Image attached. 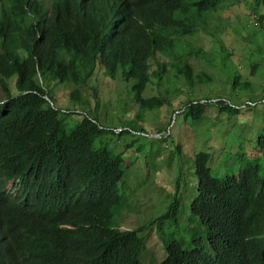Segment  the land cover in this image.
Wrapping results in <instances>:
<instances>
[{
    "label": "trees",
    "instance_id": "16d2710c",
    "mask_svg": "<svg viewBox=\"0 0 264 264\" xmlns=\"http://www.w3.org/2000/svg\"><path fill=\"white\" fill-rule=\"evenodd\" d=\"M223 1L0 0V264H143V232L175 219L178 203L147 225L115 228L125 160L97 147L105 130L95 119L85 115L68 130L48 85L74 86L70 99L81 103L83 87L97 99L98 74L121 75L133 82L141 113L170 106L186 86L214 80L194 61L208 56L199 36ZM253 5L260 13L264 0ZM258 23L264 27V14ZM154 85L159 94L147 96ZM213 106L239 110L205 98L181 108L199 120ZM258 144L264 149V135ZM258 157L217 176L211 154H197L191 210L202 231L195 229L190 250L179 241L164 246L158 264H264Z\"/></svg>",
    "mask_w": 264,
    "mask_h": 264
},
{
    "label": "rangeland",
    "instance_id": "374dc122",
    "mask_svg": "<svg viewBox=\"0 0 264 264\" xmlns=\"http://www.w3.org/2000/svg\"><path fill=\"white\" fill-rule=\"evenodd\" d=\"M262 14L264 9L260 13L254 10L253 0H224L199 36L208 56L194 61L198 70L208 72L214 80L195 90L186 86L170 106L141 113L133 82L124 81L121 75L110 79L98 74L99 81L94 84L97 99L83 87L81 103L70 99L74 86L48 85L68 130L85 115L95 119L105 130L97 147H106L125 160L121 183L125 201L114 211L115 227L132 230L147 225L178 203L176 222L165 224L161 232L156 227L143 232V264L161 261L164 239L167 243L179 241L187 250L192 248L190 229L196 222L190 204L198 195V153L211 154L217 176L255 163L260 159L258 154L264 156L258 144L264 135V27L258 23ZM222 45L226 51L221 50ZM236 74L241 83L234 88ZM15 80L14 76L9 81L13 93ZM159 89L154 85L146 95H157ZM1 96L5 93L0 87ZM195 98L225 100L239 110L231 113L221 112L218 106L208 107L203 118L194 120L181 106Z\"/></svg>",
    "mask_w": 264,
    "mask_h": 264
},
{
    "label": "clouds",
    "instance_id": "9594fccd",
    "mask_svg": "<svg viewBox=\"0 0 264 264\" xmlns=\"http://www.w3.org/2000/svg\"><path fill=\"white\" fill-rule=\"evenodd\" d=\"M43 85H44V84H43ZM45 85H47V83H45ZM9 86H10V83H9ZM10 87H11V86H10ZM178 148H180V150L182 149L181 146H179ZM198 154H199V153H198ZM196 157H197V155H196ZM245 159H246V158H245ZM243 161H244V160H243ZM198 183H199V179H198ZM8 187L12 188V187H13V184L10 183V185H9ZM10 188H9V190H11ZM195 199H196V198H195ZM195 199H194V200H195ZM194 200L192 201V203L194 202ZM124 201H125V200H124ZM192 203L190 204V211H191V213H192V210H191V205H192ZM121 206H122V204H121ZM121 206H120V207H121ZM120 207H118V208L120 209ZM118 208H117V209H118ZM168 210H169V209H168ZM168 210H167V211H168ZM167 211H166V212H167ZM166 212H165V213H166ZM192 215H193V213H192ZM176 218H177V215L175 216V219H172V220L166 221V222L162 225V227H163L165 224L169 223V222H170V223H172V222H176ZM155 219H156V218H155ZM194 219H195V222H196V223H195V225H193V228L190 229V230H191V233H192L191 238H192L193 235H194V231H195V229H198L199 231H202V228H203L202 226H200V225L198 224V218H197L196 216H194ZM152 220H154V219H152ZM152 220H150V221H152ZM150 221H149V222H150ZM149 222H148V223H149ZM148 223H147V224H148ZM114 227H115V226H114ZM154 227H156V226H154ZM162 227L159 228V229H158L157 227H156V228L161 232V231H162ZM115 228H117V227H115ZM148 228H150V227H148ZM151 228H152V227H151ZM117 229H120V228L118 227ZM120 230H122V229H120ZM123 231H125V230H123ZM160 237H161V236H160ZM171 242H172V241H171ZM163 243H164V246H166V245L169 244V243H167V242L165 241V239H164ZM163 248H164V257L161 259V261L165 258V255H166V253H165V247H163ZM145 250H146V247H145ZM145 250H144V251H145ZM144 251H143V253H144ZM143 253H142V257H143ZM160 258H161V255L158 257V259H157L156 262H158ZM142 260H143V258H142ZM143 261H144V260H143ZM144 262H145V261H144ZM156 262H154V263H156ZM145 263H146V262H145ZM146 264H147V263H146ZM152 264H153V263H152ZM157 264H158V263H157Z\"/></svg>",
    "mask_w": 264,
    "mask_h": 264
}]
</instances>
